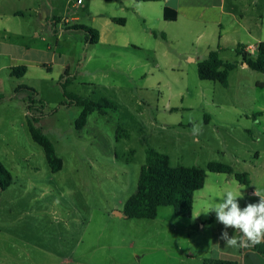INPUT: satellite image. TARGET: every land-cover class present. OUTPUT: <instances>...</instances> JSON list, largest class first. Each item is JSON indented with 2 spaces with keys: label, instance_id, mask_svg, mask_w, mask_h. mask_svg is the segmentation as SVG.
<instances>
[{
  "label": "rangeland",
  "instance_id": "1",
  "mask_svg": "<svg viewBox=\"0 0 264 264\" xmlns=\"http://www.w3.org/2000/svg\"><path fill=\"white\" fill-rule=\"evenodd\" d=\"M90 1L0 0V164L12 179L0 192V264H202L212 228L169 206L155 219L113 212L135 192L148 149L171 167L206 171L214 162L264 173V73L237 65L223 87L201 81L187 60L155 69L153 39L129 40L137 48L120 39L115 49L89 44L86 33L68 28L88 23ZM231 3L243 21L223 35L219 57L227 62L239 60L238 44L264 41V0ZM206 43L193 36L186 44L200 52ZM21 66L25 73L14 74ZM64 91L96 104L82 126V107L63 105ZM30 123L53 144L58 172L32 141ZM217 176L206 171L202 193L211 206L220 201Z\"/></svg>",
  "mask_w": 264,
  "mask_h": 264
},
{
  "label": "crops",
  "instance_id": "2",
  "mask_svg": "<svg viewBox=\"0 0 264 264\" xmlns=\"http://www.w3.org/2000/svg\"><path fill=\"white\" fill-rule=\"evenodd\" d=\"M234 8L231 0H157L152 2L91 0L90 5L85 10L88 23L84 26H89L98 32L96 43H108L113 49L119 45L118 39L121 40V44L125 48H137V46L146 44L147 40L153 39L154 47L151 51L155 55L161 56V61L154 65L155 69L159 70L161 67L173 69L177 64L180 66L186 60L197 65L206 58L210 51L217 50L218 53L223 51L224 33H228L229 27H234L236 28L235 31H238L242 26L243 17L236 15L233 12ZM164 9L173 10L176 14L175 20H164ZM113 19H120L121 21L116 22ZM3 31L8 33L5 29ZM193 36L206 40L204 50L197 52L189 49L186 43ZM160 39L164 44L160 42ZM129 40H138L137 42L143 43L136 44ZM259 42L264 41H257L256 44ZM256 44L242 45L244 52L251 53L254 57ZM239 46L240 44H238ZM172 53L184 58V60L181 59L180 62H177L179 59L173 60ZM233 62H237L239 67L245 68L240 57L238 61ZM66 79L69 80V77H65L62 81L64 82ZM232 169L236 173H245L249 184L238 183L232 175L215 173L219 174L217 176L218 181H216L218 185L215 189V196L221 200L227 191H237L242 188L243 198H238L241 209L248 204L258 203L260 197L253 196L251 193L257 189L264 195V173H248L244 169L237 170L233 167ZM205 185L204 183V187ZM204 187L194 193L193 208L189 218L195 219L201 229L204 227L212 228L214 234L213 243L201 257V260L216 259L231 261L235 264H264V256L255 251V246L249 248L225 247V241L220 239L221 233L226 230L231 237L240 234L239 230L225 229V226L218 222L216 216L213 218L207 216L209 213L201 212L211 207L210 196L202 193ZM252 198H255L256 202H252ZM197 200L201 201V207L195 210Z\"/></svg>",
  "mask_w": 264,
  "mask_h": 264
},
{
  "label": "trees",
  "instance_id": "3",
  "mask_svg": "<svg viewBox=\"0 0 264 264\" xmlns=\"http://www.w3.org/2000/svg\"><path fill=\"white\" fill-rule=\"evenodd\" d=\"M152 2L157 0H138ZM169 12L171 13L169 15ZM164 20H175L176 14L173 10L164 9ZM120 22V19H113ZM68 29L81 30L87 34L86 41L95 44L98 41V32L84 25H73ZM237 55L245 63L246 68L253 72L264 73V42H259L255 47V56L244 52V47L236 49ZM237 62H225L219 57L217 50L210 51L206 58L197 64V74L201 81L217 82L226 87L229 73L235 69ZM26 71L24 66L13 70V73L23 75ZM69 83L66 79L62 86ZM264 87V84L258 85ZM29 90L28 88H23ZM33 95L36 92L30 90ZM68 100L63 105H75L82 107L80 118L77 122L82 126L89 113L96 106L87 98L79 97L64 91ZM30 105L28 106L29 109ZM36 123L37 118L32 117ZM29 134L33 142L42 147L47 164L52 173L62 168V161L55 154L54 146L50 140L41 132L40 127L29 124ZM206 171L232 175L242 185H248L249 180L245 173H236L232 167L225 164L210 162ZM206 171L200 168L171 167L168 157L154 150L146 151L145 163L141 166L135 192L126 200L122 213L127 219H155L158 208L169 206L176 217L190 218L193 208L194 193L204 187ZM10 173L0 164V192L11 184ZM255 251L264 256V243L255 246ZM202 264H235L231 261L204 259Z\"/></svg>",
  "mask_w": 264,
  "mask_h": 264
},
{
  "label": "clouds",
  "instance_id": "4",
  "mask_svg": "<svg viewBox=\"0 0 264 264\" xmlns=\"http://www.w3.org/2000/svg\"><path fill=\"white\" fill-rule=\"evenodd\" d=\"M200 131V126L193 123L192 135L197 137ZM241 189L227 191L219 202L201 211L205 214L214 211L225 229L239 230L240 234L231 237L226 230L221 233L220 239L228 248H249L264 243V195L256 189L253 194L260 197L259 202L241 209L238 204V198H243Z\"/></svg>",
  "mask_w": 264,
  "mask_h": 264
},
{
  "label": "water",
  "instance_id": "5",
  "mask_svg": "<svg viewBox=\"0 0 264 264\" xmlns=\"http://www.w3.org/2000/svg\"><path fill=\"white\" fill-rule=\"evenodd\" d=\"M243 66L246 67L245 63H243ZM113 214L118 217H124L123 213L120 211H114Z\"/></svg>",
  "mask_w": 264,
  "mask_h": 264
},
{
  "label": "built area",
  "instance_id": "6",
  "mask_svg": "<svg viewBox=\"0 0 264 264\" xmlns=\"http://www.w3.org/2000/svg\"><path fill=\"white\" fill-rule=\"evenodd\" d=\"M82 2H83V0H76V4L77 5H81L82 4ZM255 50V49H254ZM253 196H256V195H254L253 193H251ZM256 197H258V196H256Z\"/></svg>",
  "mask_w": 264,
  "mask_h": 264
}]
</instances>
